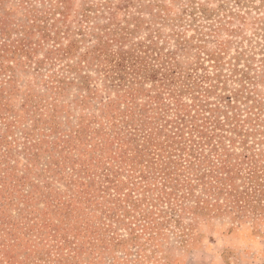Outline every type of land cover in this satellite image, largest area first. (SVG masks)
Listing matches in <instances>:
<instances>
[{"label": "rangeland", "instance_id": "374dc122", "mask_svg": "<svg viewBox=\"0 0 264 264\" xmlns=\"http://www.w3.org/2000/svg\"><path fill=\"white\" fill-rule=\"evenodd\" d=\"M32 1L36 6L22 7L20 0H0V18L8 17L6 22L20 27L27 12L41 16L49 9L60 7L54 17L60 18L57 25L64 24L60 10L65 9L67 24L76 31L84 19V10L87 8L91 13V35L85 42H77V56L64 58L62 66L67 61L75 65L78 54L96 43L95 34L102 31V26L113 29L117 23V31L121 26L134 30L123 46L143 40L150 42V38H154L164 51H177L183 73L203 75L208 71L212 77L205 81L206 85L212 84L213 91L207 93V100L226 105L231 99L237 106L233 112L240 113L236 119L231 118L223 137L230 152H234L231 160L245 158L256 162L264 179V0ZM76 32L72 33L75 40L83 38ZM63 42L66 44L67 40ZM117 47L114 44L111 48ZM40 54L42 56L43 52ZM81 64L84 66L83 59ZM33 66L27 71L16 67V80L12 83L6 82L10 71L0 74L3 79L0 82V87L3 86L0 138L12 142L9 152L0 156V264H264V197L253 201L257 208L242 201L244 209L223 211L225 207L221 206L222 213L218 214L214 204H225L226 196H208L198 186L192 197L182 201L184 207L177 206L175 210L168 208L167 202H158L157 208L165 210L160 212L152 209L149 202L152 194H161L162 184L158 178L159 188L144 192L139 188L132 199L127 197L122 201L130 213L125 216L123 208L119 217H111L110 207L116 203L108 197H112L115 190L112 188L103 198L84 188V181L92 179L96 189L99 188L95 173L85 175L84 160L100 152L86 150L90 144H84L83 129L84 117L101 115V100L117 98L119 91H114L112 86L105 87L99 75L90 85L99 88L101 96L92 100V106L87 108L84 106V72L93 76L98 73L96 69L82 68L78 73L60 71L58 64L53 69L46 65L41 71ZM194 67H198L196 71ZM54 70L75 84H55L65 86L59 92L48 88ZM221 96H226V101H222ZM182 98L188 103L192 101L189 93ZM38 101L45 105L40 108ZM213 113L219 114V111ZM237 123L242 126L230 130L229 126ZM50 125L53 133H50ZM25 131L34 135L32 142L44 138L42 147L49 148L37 155V146L29 153L32 158H39L36 166H32L25 153L19 152L22 146L19 141L23 140ZM79 133L81 138H76L75 134ZM62 138L70 140L69 147L65 148ZM56 139L57 145L54 144ZM4 149L6 145L0 142V153ZM51 155L64 163L57 166L61 178L47 171L49 165H53L49 162ZM5 160L16 165L18 175L28 173L26 165L32 167L30 176L39 185L27 184L20 190L11 186L15 178L5 179L7 168L11 169ZM247 161L243 163L244 168ZM246 171H242L245 176ZM72 176L78 180L72 181ZM121 178L129 180L127 169ZM46 180L52 183L48 185ZM236 184L240 190L259 187L252 186L245 177ZM128 191L130 187H125L123 194ZM22 193L28 196L22 198ZM203 198L211 200L206 203L208 208H213L211 211L195 208L198 202L205 205ZM132 202L139 205L134 207ZM147 226H155V229L151 231Z\"/></svg>", "mask_w": 264, "mask_h": 264}, {"label": "trees", "instance_id": "16d2710c", "mask_svg": "<svg viewBox=\"0 0 264 264\" xmlns=\"http://www.w3.org/2000/svg\"><path fill=\"white\" fill-rule=\"evenodd\" d=\"M27 4H33V1L20 0V6L26 7ZM65 7L67 8V5ZM58 9L60 7L49 9L41 16L27 12L26 20L20 27H13L11 21L6 22L5 19L8 17L0 18V74H7V71H10L6 82L12 83L16 80V67L27 71L32 68V64L38 71L46 65H50V69H53L57 64L60 71L80 73L79 70L82 68L96 69L97 75L91 76L84 72L86 91L84 106L87 108L92 106V100L101 96L99 88L90 85L91 80H98L99 75H102L105 87L112 86L114 91H119L117 98L101 100L99 104L101 115L84 117L83 129L84 144H90L86 150L100 152L99 155L84 160L85 175L91 176L95 173L98 176L99 188L96 189L94 179L89 182L84 181V188L91 190L95 196L103 198L107 196L109 190L112 188L115 190V194L108 197L110 201L116 203V206L110 207L111 217H119L120 211L126 208L122 201H126L127 197L132 199L137 195L136 190L139 188H142L143 192L159 188L156 181L158 178L162 184L161 194L155 196L152 194L149 202L153 205L152 209L160 212L165 210L157 208L158 202H167L168 208L175 210L177 206L184 207L182 201L192 197L198 186H201L202 193L208 196L217 198L221 195L226 196L225 204L220 206L214 204L218 214L222 213L221 206L225 207L223 211H231L234 208L244 209L242 201L252 204L255 208L258 207L253 201L264 197V188H261L264 185L263 171L252 160L247 161L245 158L241 161L231 160L234 152H230L223 137H225L224 132L228 130L226 126L232 122L231 118L236 119V115L240 113L233 112L237 106L231 102V99L226 101V96H221V100L226 101V105H218L207 100V93L213 91L212 84L206 85L205 80L212 77L207 74L208 71L203 75L198 73L194 75L193 72L183 73V67L177 59V51H164L154 38H150V42L143 40L132 42L129 47L123 46L130 39L128 34L134 30L121 26L120 30L126 31H117V23L116 28L113 29L102 26V31L95 34L98 37L96 43L88 47L86 52L78 54V62L75 65L67 61L62 66L64 58L69 60L77 54L79 49L77 42H85L91 35L93 23L90 22L91 13L86 8L82 17L84 19H81L82 24L79 28H75L76 32L67 24L66 10L62 9L61 22L64 24L57 25L60 18L54 17ZM74 32L83 35V38L75 40L72 34ZM64 40H67L66 44ZM114 44L118 46L115 49L111 48ZM41 52H43L42 56ZM81 59L84 60V66L81 64ZM197 68L194 67L193 71ZM57 72L58 70L51 72V86H47L48 88L59 92L65 88L63 85L75 84L66 80V76L58 75ZM1 81L3 79H0ZM55 84L63 85L55 86ZM2 89L3 86L0 87V91ZM185 93L191 95V103L183 100L182 96ZM122 103L125 104L124 108ZM212 103L216 105L212 106ZM44 105L42 101L37 102L40 108ZM217 110L219 114L213 113ZM43 114L44 112L41 116ZM237 120L239 121L240 118ZM43 122L46 123V120L44 119ZM240 126L242 125L237 123L229 128L232 130ZM51 129L50 133H53L52 126ZM32 136L34 135L25 131L23 140L19 141V144H22L19 152L25 153L32 166H36L35 162L39 158L34 159L29 153L37 146L38 150L35 153L37 155L49 151V148L42 147L44 138L32 142ZM75 137L81 138V133L75 134ZM61 141L65 148L69 147L68 138H62ZM0 142L7 147L0 153L1 156L9 152L7 150L11 148L12 142L3 138H0ZM57 143L58 139L54 141L55 145ZM14 159L18 158L14 156ZM93 161L97 163L94 164ZM246 161L248 165L244 168L243 163ZM49 162L53 165H49L48 173L53 177L61 178L57 166H62L64 163L54 159V155H51ZM6 165L9 167L11 164L7 162ZM25 167L28 168L26 175L15 174L16 165H11V169L7 168V170L4 168L5 179L15 178V183L11 186L18 187L19 190L27 184L34 187L39 185L30 176L33 172L32 167L28 165ZM126 169L128 181L121 178L122 172ZM243 169L247 170L246 176L242 174ZM241 177H245L252 186L257 184L259 187H254V190H240L236 181ZM74 180L78 179L72 176V181ZM51 181L46 180L45 183L49 185ZM152 183L155 186H152ZM5 187L9 186L5 185ZM125 187H130V191L123 194ZM22 195V198L28 196L27 193ZM138 199L144 201L143 198ZM197 200L200 201L201 198L198 197ZM202 202L205 205L202 206L198 202L195 208L207 209L209 204L206 203H211V200L203 198ZM132 204L134 207L139 205L136 202ZM208 209L206 211H211L213 208ZM128 213L130 211L125 209V216ZM149 229L153 231L155 226Z\"/></svg>", "mask_w": 264, "mask_h": 264}]
</instances>
